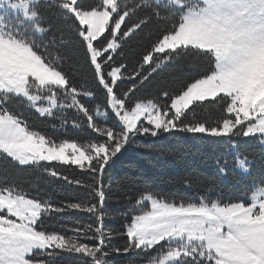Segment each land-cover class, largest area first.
Masks as SVG:
<instances>
[{"label":"snow or ice","instance_id":"6c2138e0","mask_svg":"<svg viewBox=\"0 0 264 264\" xmlns=\"http://www.w3.org/2000/svg\"><path fill=\"white\" fill-rule=\"evenodd\" d=\"M141 43L129 63L125 48ZM70 129L96 136L58 135ZM133 149L199 155L215 172L173 177L174 192L115 181L125 222L109 229V173ZM53 179L91 199L41 196ZM72 210L94 223L55 230L54 214ZM115 255L264 264V0H0V264H113Z\"/></svg>","mask_w":264,"mask_h":264},{"label":"trees","instance_id":"16d2710c","mask_svg":"<svg viewBox=\"0 0 264 264\" xmlns=\"http://www.w3.org/2000/svg\"><path fill=\"white\" fill-rule=\"evenodd\" d=\"M107 35V33H105ZM103 39V37H101ZM98 42V41H97ZM148 45L145 43L135 44L134 51L129 48H125V52L128 53L129 63L133 59H139L144 48ZM83 71L87 72L91 76V70L85 64ZM171 71V70H170ZM71 74V73H70ZM78 75V73H77ZM166 77L168 73H163ZM159 79V77H158ZM151 89L145 92V95L150 94ZM43 118L37 119L34 115L32 122L43 132L52 133V130L44 123H41ZM113 123V121H109ZM58 135L64 136L70 140L85 139L89 135L95 137L96 134L91 130L81 132L76 129H70L67 133H60ZM143 139V138H141ZM231 159V157H229ZM65 175L70 178L87 180L88 176L85 172L81 171L76 166L72 165H57ZM193 169L205 173L208 176L214 175L215 169L211 163L199 155H185L177 157L175 159L171 157L163 158L148 153H140L135 149L128 151L122 156L115 167L109 173V177L113 182V191L110 193L112 199L105 206V211L108 214V218L105 221V225L109 229H115L123 231L124 219L120 215L122 208L116 201L121 198V193L115 191V181L123 180L126 178H134L140 184V188L135 191H139L143 188H148L153 191L162 192H174L176 186L170 183L171 179L176 176L184 175ZM228 187H232L229 185ZM239 187V186H237ZM235 191V189H234ZM35 194V193H33ZM39 194L44 197H51L55 202H76L78 200L91 199L87 190L81 186L75 184H68L63 180L53 179L50 184H42L40 186ZM94 223L92 217L87 213H82L76 210L66 212L63 214H54L51 224L57 231H66L71 234V229L78 227L80 224ZM115 246H122L125 243L124 237H118L112 241ZM140 257L135 255L121 256L115 255L110 259L113 264H125L128 260H138ZM77 257H68L66 264H73Z\"/></svg>","mask_w":264,"mask_h":264}]
</instances>
